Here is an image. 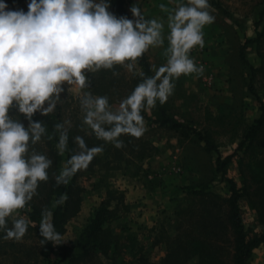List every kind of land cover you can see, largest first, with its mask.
Returning a JSON list of instances; mask_svg holds the SVG:
<instances>
[{
	"label": "rangeland",
	"instance_id": "374dc122",
	"mask_svg": "<svg viewBox=\"0 0 264 264\" xmlns=\"http://www.w3.org/2000/svg\"><path fill=\"white\" fill-rule=\"evenodd\" d=\"M229 13L211 5L215 21L206 25L204 47L193 48L190 55L204 66L202 75H181L174 80L173 94L164 104L157 101L147 109L155 118L159 108L175 120L209 136L216 147L208 150L204 142L191 133L161 126L145 120V132L140 138L122 135L124 147L99 139L83 122L81 99L107 96L113 111L120 101L137 86L134 78L141 72L135 62L133 68L114 65L88 72L89 87L80 89L64 85L61 100L51 113H60L68 139H84L88 148L102 147L86 169L75 173V186L81 197L79 211L64 225L63 243L54 245L46 258L32 222L20 240L4 239L0 230V264H234L235 234L229 221V186L216 170V158L234 153L226 165V176L235 180L240 188L239 208L244 230L248 237L264 232V126L252 141L241 148L239 143L260 114V101L264 103V16L260 18L264 0H214ZM7 10L28 11L30 0H0ZM109 3V0H108ZM187 0H124L129 19L136 5L145 19H157L164 25L163 45L150 47L145 52L150 75L166 63L168 48V16L178 4ZM164 5L165 9L160 6ZM261 36L245 50L251 70L239 57L241 44L248 38ZM254 86L256 95L250 90ZM27 128L29 122L11 113ZM47 135H42L29 150L49 153ZM88 140L91 141L89 146ZM70 143L67 140V145ZM59 161L49 171L60 173L66 166V154L57 144ZM52 166V165H51ZM41 183H39V186ZM37 195H39L37 197ZM47 194L37 188L29 202L46 199ZM51 197L49 210L57 204ZM116 209L115 217L103 227L107 231L109 251L83 257L80 247L81 233L101 205ZM31 210L29 205H26ZM27 215L17 210L8 220ZM29 220V219H28ZM248 264H264V242L255 248Z\"/></svg>",
	"mask_w": 264,
	"mask_h": 264
},
{
	"label": "clouds",
	"instance_id": "9594fccd",
	"mask_svg": "<svg viewBox=\"0 0 264 264\" xmlns=\"http://www.w3.org/2000/svg\"><path fill=\"white\" fill-rule=\"evenodd\" d=\"M108 0H30L28 11L7 10L0 2V230L4 239L20 241L30 225L23 217L8 220L37 194L40 182L49 179L52 161L44 154L29 150L45 134L42 122L32 117L53 112L61 100L64 85L89 87L88 72L112 69L114 65L133 68L150 47L163 45V23L147 20L140 9H130L133 19L111 13ZM165 9L164 5L160 6ZM209 0H187L168 16L166 63L153 76L144 78L113 111L107 96L88 93L81 99L83 122L99 139L124 147L119 138H140L145 132L142 111L164 104L173 94L174 80L181 75L204 73L190 55L193 48L204 47V27L215 21ZM167 10V9H165ZM15 108L29 121L27 128L13 119ZM59 132L57 148L67 147L68 129L55 125ZM51 139V137H49ZM80 151L55 176L57 185H67L75 173L86 169L102 147L88 148L82 137H75ZM67 195L56 201L62 205ZM48 208L41 211L40 243L59 245L64 238L51 220Z\"/></svg>",
	"mask_w": 264,
	"mask_h": 264
},
{
	"label": "trees",
	"instance_id": "16d2710c",
	"mask_svg": "<svg viewBox=\"0 0 264 264\" xmlns=\"http://www.w3.org/2000/svg\"><path fill=\"white\" fill-rule=\"evenodd\" d=\"M209 4L215 7L216 9L221 10V12L228 16L229 13L226 9H224L218 2L214 0H209ZM109 11L113 13L118 18L121 16H126L127 12L124 6V0H109ZM264 16V3L262 10L260 11V18ZM261 36V33L258 32L256 37L246 39L240 46L239 49V57L241 61L247 65L251 70V78H253L256 69L249 63L245 56V50L247 46L251 43L257 42ZM136 63L141 67V72L139 75H136L134 78V83L138 84L144 78L141 76V73L144 76L150 75V65L147 61L145 53L142 57L136 60ZM250 90L253 94L256 95V91L254 86L250 84ZM257 100L260 102V114L259 117L255 120L254 124L249 127L247 132L245 133L243 139L239 143V148H241L247 141L254 140L258 133L262 130L264 126V103L260 101V98L256 95ZM11 113H15L19 115L22 119L28 121V119L20 114L17 109L13 108ZM142 115L145 120H149L152 123H157L161 126H165L171 129L179 130L182 133H191L195 135L199 140L204 142L205 147L208 150H217L215 145L210 140L209 136L205 133H202L199 130H196L182 122L175 120L173 117L169 116L163 108H159L156 113L155 118H150L145 111H142ZM32 120L35 122H42V124L46 128L45 134L47 135L48 148H50L49 153L51 156L52 166H54L59 161V152L53 147V143L58 145L59 142V132L55 129V125L62 122V118L60 113H49L47 115H42L40 112H37L33 115ZM29 122V121H28ZM51 137V139L49 138ZM70 143L67 145L66 149L63 153L66 154L65 164L67 165V161L70 157L76 154L75 151V143L73 140L68 139ZM89 146H91V141H87ZM234 153L226 155L225 157H221L218 154L216 158V170L221 173L223 179L227 182L229 186L230 195L228 197V206H229V221L234 229L235 234V251H234V264H248V260L251 257V254L255 248H257L261 243L264 242V232L259 235L248 237L245 230L244 225L242 223L241 212L239 208V199L241 197L240 188L237 187L235 180L226 176V165L229 163ZM49 179L45 182H40L41 185L38 186L39 190H43L46 192V199H41L38 202L28 203L31 210L25 208L20 209L23 213H25L28 219L35 223L37 235L41 241L42 237L39 234V224L41 221V211L43 208H49L51 197L54 196L56 199H59L62 194L67 195V200L62 205H56L52 212V223L56 229V231L60 234L64 231L65 223L76 215L79 211L81 197L78 194L77 187L75 186V175L71 178L70 182L65 184L57 185L55 176L59 175L58 173H54V171H49ZM39 195H37L38 197ZM116 209L108 208L106 205H101L95 211L93 217L90 219L89 223L86 225L84 230L81 233V242L80 247L83 251V257L93 256L97 252H100L103 255H107L109 251V241L107 236V231L103 227L104 223L115 217ZM42 246V255L44 257H48L54 250V244L52 242H47ZM47 264H58V261H48ZM182 264H185L184 262Z\"/></svg>",
	"mask_w": 264,
	"mask_h": 264
}]
</instances>
